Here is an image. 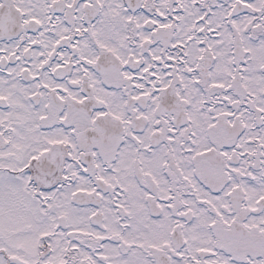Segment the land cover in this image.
I'll return each instance as SVG.
<instances>
[{
    "label": "snow or ice",
    "instance_id": "obj_1",
    "mask_svg": "<svg viewBox=\"0 0 264 264\" xmlns=\"http://www.w3.org/2000/svg\"><path fill=\"white\" fill-rule=\"evenodd\" d=\"M0 264H264V0H0Z\"/></svg>",
    "mask_w": 264,
    "mask_h": 264
}]
</instances>
